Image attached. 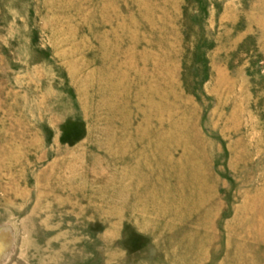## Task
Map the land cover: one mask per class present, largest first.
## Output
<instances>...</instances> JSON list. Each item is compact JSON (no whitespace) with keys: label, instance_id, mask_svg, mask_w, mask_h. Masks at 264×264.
Returning a JSON list of instances; mask_svg holds the SVG:
<instances>
[{"label":"rangeland","instance_id":"1","mask_svg":"<svg viewBox=\"0 0 264 264\" xmlns=\"http://www.w3.org/2000/svg\"><path fill=\"white\" fill-rule=\"evenodd\" d=\"M0 264H264V0H0Z\"/></svg>","mask_w":264,"mask_h":264}]
</instances>
